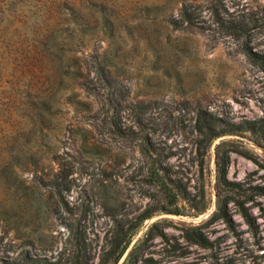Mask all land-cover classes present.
Listing matches in <instances>:
<instances>
[{
    "label": "rangeland",
    "instance_id": "rangeland-1",
    "mask_svg": "<svg viewBox=\"0 0 264 264\" xmlns=\"http://www.w3.org/2000/svg\"><path fill=\"white\" fill-rule=\"evenodd\" d=\"M203 114L263 116L264 0H0V258H66V225L80 223L98 264L115 221L164 205L145 181L147 137L198 208L155 212L118 264H264V197L250 189L264 186V139H216L201 177ZM221 141L253 160L230 153L242 190L217 181Z\"/></svg>",
    "mask_w": 264,
    "mask_h": 264
},
{
    "label": "trees",
    "instance_id": "trees-1",
    "mask_svg": "<svg viewBox=\"0 0 264 264\" xmlns=\"http://www.w3.org/2000/svg\"><path fill=\"white\" fill-rule=\"evenodd\" d=\"M181 15L186 22H192L191 15L187 10L183 9ZM231 24L234 28H238L240 32L244 33L245 25L241 23ZM247 54L254 61H260L261 58H263L251 51H248ZM200 121L202 124L198 129L199 137L196 140V145L199 151L204 149L199 163L201 177L203 176V157L206 150L211 147L216 139L222 136L242 135L244 133H250L264 139V114L259 119L245 120L242 122H229L211 114H203ZM140 151L142 156L146 159L148 166L146 169L145 181H150L152 185L159 189L165 201L164 205L158 209H145L137 216H133L129 219L115 221V225L110 231L107 239V247L99 255L98 264H118L131 243V239L136 231L143 222L150 219L155 212L161 211L166 214L181 215L178 207L180 199H184L191 203L194 209L197 210L198 208V205L194 203L196 202L194 201L195 199L190 196V193L181 183L182 180L178 177V171L164 165L165 160L170 157L171 153L169 151L165 153L164 147L157 143H153L151 139L147 137L142 139ZM232 152L252 160L247 153L233 150L225 141H221L219 144L215 145L214 148L217 181L223 187L230 188L231 190H242L240 187L238 188L236 186V183H231L226 178L230 161L229 156ZM62 179L66 180V177L64 176ZM250 189H252V193L264 197L263 185L253 186L250 187ZM200 199L204 201L203 188H201ZM204 209L205 207H203V210ZM242 215L249 226H254V222L247 211L242 209ZM66 229L68 231L67 241L72 249L66 258L62 256L65 252H60L59 255L61 256H57L55 261H53V259H55L54 257L48 258L40 255L32 256L29 253H24L20 258L14 260H3L0 258V264H64L65 262H69V264H90L92 257L89 251L90 244L85 227L80 226V223H78V225L70 223L66 225ZM131 255L132 252L126 258V264L129 263Z\"/></svg>",
    "mask_w": 264,
    "mask_h": 264
}]
</instances>
